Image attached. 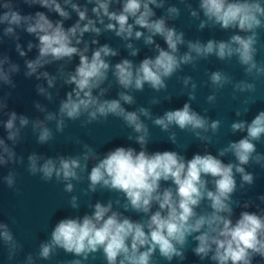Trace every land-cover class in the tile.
I'll return each instance as SVG.
<instances>
[{
	"label": "clouds",
	"instance_id": "1",
	"mask_svg": "<svg viewBox=\"0 0 264 264\" xmlns=\"http://www.w3.org/2000/svg\"><path fill=\"white\" fill-rule=\"evenodd\" d=\"M28 7L39 6L48 13H55L59 19L52 20L44 11L22 14L16 0H0V43L9 38L15 43V51L24 58V77H35L37 95L48 102L54 99L52 89L57 81L62 86H72L60 100L56 111H49L46 104L34 101L33 107L43 114V119L8 110L11 92L0 97V114L6 120L0 125L6 138L0 137V167L24 165V158L18 156L15 147L22 140V131L31 126L37 143L45 145L53 140L54 134L48 126L55 122L57 132H63L66 120L82 121V126L107 120L109 116L121 119L135 134L128 140L139 145L118 146L103 155L88 144L77 156H46L32 152L27 156L26 171L31 176L39 175L44 182L55 180L64 184V191H74L73 181L82 182L88 173V187L84 194L96 193L98 189L123 194L120 200L106 203L97 200L89 208L91 213L83 216H69L60 219L52 228L49 238L41 241L35 256L29 253L24 264H36L37 260H50L58 249L82 259H74L70 264H83L89 256L102 251L107 264H154V255L171 262H183L189 238L195 242L191 249L200 261L210 260L212 264H253L256 257L264 260V208L248 211L250 202L240 204L233 200V194L255 182L253 173L246 170L250 164L264 169V153L257 151V143L264 138V110L249 122L238 119L230 124L233 134H244L236 141L218 149L217 155L207 151L221 126V121L212 120L193 109L191 101L196 99L197 84L191 76L181 77L183 88L187 89L188 102L182 108L166 110L153 117L151 109L138 107L128 110L125 105L136 103L133 92H142L147 85L155 92L167 91L166 81L184 66L193 68L200 60L215 56L220 61L236 58L243 67L245 77L255 81L264 77V61H257L258 29L264 28V2L262 0H199L198 9H193L188 0H180L193 20H198V30L219 26L224 31L232 30L227 40L185 39V33L177 30L170 21L177 20L181 10L175 5L166 7L167 0H23ZM89 5H92L89 9ZM118 5V7H113ZM154 9H163L157 17ZM75 13L78 19L65 28L64 22ZM201 13L203 19H201ZM24 32L37 41L29 40L27 49L20 43ZM111 32L124 42V48L131 57H136L140 49L135 41H143L154 53L139 63L123 58L112 64L110 58L117 57L118 49L105 43L99 44L97 37ZM85 34L92 38L85 39ZM160 37L166 48L156 42ZM181 47L186 51L181 52ZM33 49L37 55L28 59ZM74 57L79 63L74 70H68ZM57 64L56 74L44 70L46 66ZM21 71L7 53L0 52V86L16 88L13 76ZM109 73L121 89L117 98L106 99L111 92ZM213 89L207 102L214 104L216 94L231 85L233 99L237 93L250 94L242 101L243 110L235 115L241 117L249 111L251 94L256 92V84L248 79L234 82L224 71L216 70L208 74ZM107 82V86H105ZM171 100V97H165ZM152 104L159 100L153 98ZM208 109H204L207 113ZM151 120L154 126L169 133V141L176 143L173 127L189 131L205 146L204 154H194L186 159L177 151L149 152V128L144 122ZM211 133L212 135H209ZM231 155L234 161L224 163L220 157ZM91 168L89 171V164ZM17 172L10 169L2 181L9 189L16 188ZM240 177L239 186L236 177ZM162 182H171L163 187ZM211 185V187H210ZM264 204V195L258 197ZM206 208H201L203 202ZM114 203L141 216L133 220L123 212L114 210ZM242 210L233 220L234 207ZM70 207L79 209L78 197L73 195ZM259 208V205L256 206ZM155 209V210H153ZM198 209H200L198 211ZM0 242L8 250V260H13L21 244L15 239L9 225L0 222Z\"/></svg>",
	"mask_w": 264,
	"mask_h": 264
},
{
	"label": "water",
	"instance_id": "2",
	"mask_svg": "<svg viewBox=\"0 0 264 264\" xmlns=\"http://www.w3.org/2000/svg\"><path fill=\"white\" fill-rule=\"evenodd\" d=\"M81 3L84 0H80ZM191 3L193 9L199 10V0H188ZM264 2V0H262ZM16 3L21 10L22 14H34L36 11L46 12L50 19H59L55 13H48L46 9L40 8L38 5L28 7L23 3V0H16ZM169 5H175L181 10L180 17L175 21H170V26H175L177 30L185 33V39L201 40L206 42L208 39L227 40L233 31H224L219 26L212 28L206 27L203 30H198V20H193L185 5L180 3V0H167L166 7ZM91 9L92 5L88 6ZM118 7V5H113ZM157 17L164 14L163 9H154ZM78 17L75 13H72V18L64 22L65 28L70 27ZM201 19L203 15L201 13ZM258 44L256 45L258 51L256 55L257 61H264V28L258 29ZM20 43L27 49V42L29 40L36 43L37 41L33 36L27 33L21 32ZM92 37L85 34V39L90 40ZM99 44H109L111 47L119 50L117 57L110 58L111 63L115 64L123 58L131 59L134 63H139L146 56H154L155 53L143 44V41H135V45L140 49L139 54L136 57H131L128 54V50L124 48V42L120 38L116 37L113 33H103L99 37ZM157 43L166 48V44L160 37H155ZM186 51V48L181 47V52ZM0 52L7 53L11 60L20 65L21 71L19 74L13 76V80L16 83V88L11 89L7 86H0V97L11 92V96L8 97V110L16 111L18 114L28 116L30 119L41 118L43 114L39 113L33 107L34 101H39L42 104H46L49 111H56L59 107L60 100L65 98V94L71 90L72 86H62V81H57V86L52 89L54 99L50 103L43 97L37 95L35 85L39 83L35 77L25 78L23 73L24 58H21L15 51V43L9 38H4L3 43H0ZM37 55V50L33 49L28 53L27 58L33 59ZM79 63V58L74 57L72 63L68 66V70H74L75 66ZM57 64L46 66V69L51 74L55 75L57 70ZM221 70L229 74L233 81H239L241 79H248L249 82L256 84V92L251 94V101L246 107L249 111L237 117L235 112L237 109L243 110L245 105L242 101L250 94L237 93L236 99H233V90L231 85L226 86L223 90L219 91L216 96V102L209 104L207 102V96L212 94L213 89L208 80V74L212 71ZM191 76L197 84L196 99L191 101L192 107L201 115H207L212 120H220L221 126L218 133L212 136V143L207 146V151L212 155H217V151L220 148L227 146L229 141H236L242 138L244 134H233L230 129V124L238 119L251 121L259 111L264 110V77H261L255 81L251 78L245 77L244 70L233 57L231 61H220L215 56L209 57L207 60H200L197 62L196 67L191 65L183 67L182 71L177 72L172 78L166 81L168 88L167 91L155 92L147 85L142 92H133L136 99V103L132 106L125 105L128 110H135L138 107H146L151 109L153 117L162 115L166 110H175L182 108L185 102H188L187 89L183 88L181 77ZM109 82L112 85L111 92L105 97L106 99L117 98V92L121 89L115 83V80L109 73ZM107 86V82L105 84ZM171 97V100L165 99V97ZM153 98L159 100L158 104H152ZM204 109H208L207 113ZM7 117L0 114V120H6ZM86 117H81L80 120L70 121L66 120V127L64 131L57 132L55 128V122H50L49 127L52 129L54 138L45 145L37 143V137L32 132L31 126L25 128L22 131V140L15 147V151L18 156L24 158V165H9L8 167H0V178L7 175L10 169L17 172V184L16 188L19 189L17 194L15 189H9L6 184L0 179V222H5L9 225L11 231L14 234L15 239L21 244L22 248L18 251L16 257L9 261L8 250L2 242H0V264H24L26 256L31 253L35 256L39 250V244L41 241L49 238L50 232L55 224L63 218L77 215L83 216L85 213H91L90 205L94 204L97 200L106 203L108 200L115 202L120 200L123 204V194L117 192H110L105 189H98L96 193L84 194V190L88 187L87 175L83 174L84 179L82 182L73 181L74 191L67 193L64 191V184L57 183L55 180L51 182H44L40 179L39 175L31 176L26 171L27 156L32 152L43 154L46 156L55 157L57 155H80L84 149L83 145L88 144L99 154L103 155L109 150L118 146L133 147L139 151V145L134 141L128 140V136L135 134L132 130L125 126L124 122L116 117L109 116L107 120H101L100 122H93L87 126H82V121ZM149 128V144L148 151H177L186 159H191L194 154H204L205 146L201 141L197 140L194 135L189 131H181L177 127H173L172 131L176 133L177 140L175 144H172L168 137L169 133L163 132L159 127L154 126L151 120L144 121ZM209 135H212L209 133ZM0 137L6 138V132L2 125H0ZM257 151L264 153V138L256 145ZM224 163L234 161L231 155L220 157ZM89 164V171L91 168ZM246 170L251 172L255 176V182L252 186H245V189H237L233 194V200L239 201L240 204L244 202H250L252 207L247 209L248 211L259 212L260 208H264V204L260 202L258 197L264 195V169H261L259 165L250 164L246 166ZM237 185L239 186L240 177H236ZM163 187L171 186V182H162ZM211 187V185H210ZM78 197L79 209L73 210L70 207L71 196ZM259 205V208L256 206ZM207 202H203L201 208H206ZM234 216L233 220L239 217L242 208L233 205ZM114 210L123 212L124 215L129 216L133 220L141 219V216L135 212L128 210L124 212V209L117 206L114 203ZM155 210V209H153ZM200 209H198L199 211ZM195 247V242L189 238V243L186 248L187 259L183 262H179L174 259L171 264H212L210 260L200 261L197 256L191 251ZM74 259H82L72 254H66L63 250L58 249L50 260H37L36 264H70V261ZM154 264H169L166 260L159 256L158 251L154 255ZM83 264H107L102 251H99L93 256H89L87 261ZM253 264H264V260H260L256 257Z\"/></svg>",
	"mask_w": 264,
	"mask_h": 264
}]
</instances>
